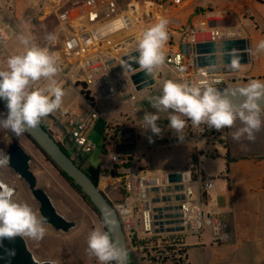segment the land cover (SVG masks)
<instances>
[{
	"label": "built area",
	"instance_id": "2783aa9c",
	"mask_svg": "<svg viewBox=\"0 0 264 264\" xmlns=\"http://www.w3.org/2000/svg\"><path fill=\"white\" fill-rule=\"evenodd\" d=\"M52 9L56 21V40L53 43L58 44L60 72L65 75L67 66L77 65L79 79L75 85L80 86L82 91L88 93L89 87H92L101 99H114L131 110V114H123L121 121L106 124L104 128L101 153L108 158L110 168L96 184L116 213L127 251L143 264H187V236H198L204 227H209L213 239L222 241L226 238L220 221L204 213L199 204V198L212 187L213 181L200 176L191 167L176 172L181 175L180 182L169 183L167 175L171 173L154 174L146 170L139 165L136 150L141 132L153 143L177 145L203 137L210 127L207 124L195 126L185 118L187 126L181 133L183 140L168 127L169 122L157 121L162 130L158 135L144 129L143 119L136 114V91L129 74L121 65L120 58L116 59L110 53L121 43L115 39L116 36L127 31L141 34L146 29L151 11L144 0H124L123 3L119 0H81L68 6L56 2ZM225 16L226 13L221 11L203 12L196 24L181 30L182 43L194 44L198 34L207 41L215 42L240 38L238 31L217 27V22L225 20ZM0 33L4 34L0 36V43H3L7 40L4 28H0ZM191 66H195L194 61L187 62L185 54L177 50L166 55L164 65L154 75H160L161 69H168L177 75L178 80L191 82L206 79L216 81L214 87L227 82L223 73L210 74L204 68L195 67L189 73ZM90 104L89 111L84 115L74 114L65 108L56 111L66 120L71 138L55 139L74 162L76 156L94 150L88 133L99 112ZM40 124L44 127L43 121ZM69 148L73 149L74 156L68 153ZM177 186L182 189L176 190ZM165 188L168 190L162 191ZM179 195L183 198L176 199ZM165 197L169 200L162 201ZM165 207L177 208L178 211H165ZM176 213L180 216L164 218L166 214ZM155 216L161 218L156 219ZM180 227L182 230H179Z\"/></svg>",
	"mask_w": 264,
	"mask_h": 264
},
{
	"label": "rangeland",
	"instance_id": "374dc122",
	"mask_svg": "<svg viewBox=\"0 0 264 264\" xmlns=\"http://www.w3.org/2000/svg\"><path fill=\"white\" fill-rule=\"evenodd\" d=\"M81 0H0V28H4L7 40L21 33H31L35 42L42 47L58 50V44L46 39L48 34H54L56 24L52 7L56 2L66 6L78 3ZM22 27L23 29H18ZM11 30V36L10 32ZM17 43V44H16ZM13 52L22 51L18 39ZM119 48L128 49L121 45ZM2 49V43H0ZM6 65V64H5ZM161 72V71H160ZM162 82L173 79V75L164 69L162 71ZM90 93L95 97L97 105L104 110L119 113H131L130 107L125 104H116L110 100L109 104L100 102L96 97L94 89L89 87ZM162 86L154 87L151 91L146 89L136 91L135 109L138 118L143 119L147 111H153L159 117L167 118L168 113L157 112L150 102L151 97L160 95ZM77 103L86 104L83 99ZM100 117L91 127L88 135L90 144L94 150L91 153H81V157L87 166L105 167L109 165L108 158L101 153L102 135L104 124L102 109H98ZM0 113L1 110H0ZM50 118H43V122L49 127L56 124L61 131L70 139L71 133L66 120L54 112L49 114ZM159 121V120H158ZM168 122V120L163 121ZM205 137V135L203 136ZM145 138L140 139L144 143ZM16 142L29 156V170L35 177L36 187L41 188L51 200L57 213L66 220L74 222V227L66 233L56 232L46 225L47 232L40 240L23 237L28 250L38 261H51L56 264H99L95 256L90 255L87 250V239L90 232L104 225L98 216L92 211L87 202L67 183L63 176L41 155V153L23 136H15L10 130L0 128V150L7 151L10 143ZM193 145L184 143L174 147L155 145L151 147L142 146L139 149L140 164L146 170L166 172L169 169L185 170L191 167L198 168L201 173L213 179V188L206 194H214L208 206L200 200L203 210H213V215L219 217L215 209L224 201L225 189L228 184L226 175V159L215 154L216 146H204L200 139ZM215 151V152H214ZM196 166V167H195ZM0 181L14 188V199L21 203L29 204L38 213V204L29 193L26 184L7 166L0 168ZM234 217V216H233ZM229 219L225 226L227 237L213 245L197 251L187 264H264V216H235ZM207 227L202 232V240L206 241ZM41 243V244H40ZM131 264H143L132 253L128 252Z\"/></svg>",
	"mask_w": 264,
	"mask_h": 264
},
{
	"label": "clouds",
	"instance_id": "9594fccd",
	"mask_svg": "<svg viewBox=\"0 0 264 264\" xmlns=\"http://www.w3.org/2000/svg\"><path fill=\"white\" fill-rule=\"evenodd\" d=\"M168 23L166 18L161 17L137 38L138 55L132 56L131 61L138 64L149 77L165 63L164 48L169 40ZM0 36L4 34L0 33ZM17 39L23 46L22 51L10 55L6 60V67L0 69V100L6 103L7 108L6 113H0V128L10 130L19 137L30 128L38 126L43 118L61 109L66 92L55 79L61 71L59 54L37 44L31 33H21ZM46 39L54 42L56 37L48 34ZM256 52H264V40L257 44ZM215 55L218 64L224 68L240 70L237 50L233 49L229 53L232 59L226 65L221 60L222 52L217 51ZM121 65L124 69L130 67L123 62ZM41 81L46 83L40 87H32ZM213 83L216 81L169 79L164 81L161 94L151 97L150 102L157 112L168 113V127L180 140L184 139L181 133L187 126V120L195 126L207 124L218 131L232 128L239 120L243 126L233 133V139L240 140L246 136L248 140H254L255 133L264 125L261 118L264 106L260 103L264 101V81L252 80L233 92L232 95L242 98L239 104L233 103ZM159 119L157 114L145 113L143 128L160 134L162 130L157 123ZM10 159V154L0 150V168L8 166ZM14 195V188L0 181V243L16 237L42 239L47 232V219L38 215L29 204L16 201ZM110 223L105 219V226ZM87 250L99 264H126V250L112 238L110 230L106 231L102 227L90 232ZM8 251L14 254V250Z\"/></svg>",
	"mask_w": 264,
	"mask_h": 264
},
{
	"label": "crops",
	"instance_id": "0c3cea01",
	"mask_svg": "<svg viewBox=\"0 0 264 264\" xmlns=\"http://www.w3.org/2000/svg\"><path fill=\"white\" fill-rule=\"evenodd\" d=\"M144 1L146 3L147 8L151 11L150 18L146 20V28L156 23L161 17H164L169 21L167 25L169 40L164 48L166 55L171 54L177 50L182 51L183 43L181 41V30L187 25L196 24L200 20L201 14L203 12L207 10L225 12V20L217 22L216 25L218 28H230L235 31H238L239 37L247 40V52L249 62L245 65H241V68L238 71L232 73H223L222 75L227 80V82L223 86L248 84V82L252 80L264 81V52H256L257 44L260 41L264 40V0ZM119 2L123 3L124 0H119ZM18 29L23 28L18 27ZM8 31L10 32L11 30ZM139 35L140 33H133L132 31H127L116 36L115 39L121 42L119 44V47L121 45L126 44L128 46V49L124 50L119 47H113L110 50L111 56L118 59L123 54L136 49L137 38ZM16 41L17 39L12 36L10 40L2 43V49H0V69L6 67V60L10 55L18 53L13 52L11 48L12 45L15 46ZM200 41L207 40L206 38L198 34L197 42ZM49 50L51 52L58 53V50L56 49L50 48ZM185 60L187 62H190V60H193V56L190 54H185ZM163 70L164 69L160 70V75L153 76L155 79V83L152 86L146 88V90L151 91V89L154 87H163V82L161 78ZM166 70L173 75V80H178L177 75L174 72L168 69ZM194 70L195 66H191L189 73L193 72ZM55 79H57L60 86L66 92V95L63 98V104L61 108L68 109L77 115H84L89 111V108L91 106L90 103H92V105L96 109H102V119L104 126L109 123L121 121L123 119V114H126L119 112H110V110H104L102 106L97 105L95 97L91 95L90 90H88V95L92 99V101H87L80 93V91H82L81 87L75 85L79 79V69L75 64L67 66V73L63 75L61 72H59ZM45 83V81H41L38 84L32 85V87H40L43 86ZM94 92L100 102L109 104L110 100L105 101L101 99L95 89ZM81 98L86 104L77 103V101ZM114 102L118 104L116 100H114ZM147 113L156 114L152 110L147 111ZM261 118L262 120H264V114H262ZM166 120L167 118L159 119V121ZM95 121L93 122V124L95 123ZM242 126V123L237 120L232 128H224L219 131L215 128H209L206 129L205 137L197 138V140L193 142L186 141L177 144L181 145L184 143H189L193 145V149L196 150V143L201 139L203 141L204 146H216V149H214L216 151H214L215 154L218 155L219 153L220 157L224 156L226 159H228L225 165L228 180V184L226 186L224 194L225 198L224 201L219 204L217 209H215V212L219 214V217H215L213 215V210H203L200 204V208L203 210L204 213L208 214L209 216H213L214 218L220 221L223 231L225 233V226L227 225V223L229 224V219H232L233 216H264V125H262L261 129L255 133L254 140L250 141L247 139L246 136L241 137L240 140H234L233 133L236 132ZM50 128L52 129V132L57 138L64 140L67 139V135H65V132L59 130L61 129L59 125L56 124L54 127L51 126ZM140 134V139L145 138L146 141L144 143H140L139 140V147L136 150V155L138 159L139 149L142 146H177L162 143H153L146 136V134H143L142 132ZM139 165L142 166L140 164V159ZM109 168L110 166H108L107 168L100 167V169L103 171V174ZM193 169L200 176L206 178V176H204L197 167ZM148 171L154 174H166L181 172L182 170L180 171L175 169H169L166 172L152 170ZM212 188L213 184L210 189ZM213 195L214 194L205 193L201 198H199V202L200 200H203L204 205L208 206ZM202 232H204V229L198 236H187L185 238V255L187 262L191 257L195 255L197 251L205 249L206 247H212L216 243L220 242L213 239L212 231L209 227H207L205 242L202 240Z\"/></svg>",
	"mask_w": 264,
	"mask_h": 264
},
{
	"label": "water",
	"instance_id": "95a60500",
	"mask_svg": "<svg viewBox=\"0 0 264 264\" xmlns=\"http://www.w3.org/2000/svg\"><path fill=\"white\" fill-rule=\"evenodd\" d=\"M237 50V54L240 58L241 65H245L249 62L248 58V44L244 38H235L221 41H200L195 42L192 45L183 44L182 52L184 54H190L193 56L194 65L196 68H204L210 74L218 73H232L236 70L226 69L222 65L218 64L217 51L223 53L222 63L229 64L231 62V55L229 53L232 50ZM138 55L136 49L123 54L120 57V61L130 67H125V71L129 74V80L134 87L135 91H140L152 86L155 83L154 77H149L144 71L139 68V65L131 61L132 56ZM215 65V66H210ZM247 84L230 85V86H217L218 90L222 94L228 95L233 103L239 104L242 102V98L237 95H232L237 89L245 87ZM264 106V101H260ZM0 110L2 113L7 112L6 103L0 100ZM52 121L54 118L47 116ZM31 142L33 146H36L38 151L46 157L50 164L63 173L72 183L79 189L84 195L97 214L100 216L104 225L105 219L111 223L107 226L104 225L106 231L110 230L112 238L118 242V244L124 248L127 252L126 264H128V251L126 247L125 238L120 227V223L116 216V213L105 198V196L98 190L96 185L90 180L87 174L81 169L74 161H72L66 153L61 149L59 143L55 137L44 129L39 124L34 128H30L23 134ZM6 153L10 154V164L7 166L10 168L27 186L32 198L38 204V213L47 219V225H49L54 231L66 233L74 227V222L63 218L51 203V200L47 194L41 189L36 187L35 177L29 170V156L24 150L16 143H10L7 146ZM78 158L81 156L78 155ZM169 183H176L181 181V175L179 173H171L167 175ZM176 190H181V186H177ZM168 188L162 189L167 191ZM182 195L176 197V199H182ZM168 201L169 197L162 198V201ZM165 211L177 210V208L165 207ZM179 213L166 214L164 218L178 217ZM156 219H160L161 216H155ZM169 223V222H168ZM178 230V229H177ZM179 230H182L180 227ZM166 231H172L167 229ZM161 232V230L159 231ZM14 250V254H10L8 250ZM0 264H52L51 261H38L32 253L28 250L23 237H16L13 240L5 239L0 243Z\"/></svg>",
	"mask_w": 264,
	"mask_h": 264
},
{
	"label": "trees",
	"instance_id": "16d2710c",
	"mask_svg": "<svg viewBox=\"0 0 264 264\" xmlns=\"http://www.w3.org/2000/svg\"><path fill=\"white\" fill-rule=\"evenodd\" d=\"M80 93L83 95V97L87 100V101H92V99L89 97L87 92L84 91H80ZM24 136V135H23ZM28 139V138H27ZM36 148V146H34ZM37 149V148H36ZM38 150V149H37ZM42 155V154H41ZM43 156V155H42ZM44 157V156H43ZM48 162L49 160L44 157ZM50 163V162H49ZM57 170V169H56ZM84 172L87 174V176L90 178V180L96 185L97 181L99 179V177L103 174V171L100 169V167H91V166H87L85 169H83ZM58 171V170H57ZM63 178L67 181V183L87 202V204L91 207L92 211L98 216V218L100 219V221L102 222L100 216L97 214V212L94 210V208L91 206V204L88 202L87 198L82 195V193L79 191V189L72 183V181L70 179H68L63 173H61L60 171H58ZM103 224V223H102ZM106 230V229H105ZM128 264H131L129 259H128Z\"/></svg>",
	"mask_w": 264,
	"mask_h": 264
},
{
	"label": "flooded vegetation",
	"instance_id": "af4514ba",
	"mask_svg": "<svg viewBox=\"0 0 264 264\" xmlns=\"http://www.w3.org/2000/svg\"><path fill=\"white\" fill-rule=\"evenodd\" d=\"M44 129L47 130L48 132H50V133L56 138L55 134L52 132V129H51L48 125H46L45 123H44ZM68 153H69L70 155L74 156V155H73V149H72V148H69V149H68ZM75 163H76L79 167H81L82 169H85V168L87 167V165L84 163V160L82 159V157L78 158V157L76 156V157H75Z\"/></svg>",
	"mask_w": 264,
	"mask_h": 264
},
{
	"label": "bare ground",
	"instance_id": "6f19581e",
	"mask_svg": "<svg viewBox=\"0 0 264 264\" xmlns=\"http://www.w3.org/2000/svg\"><path fill=\"white\" fill-rule=\"evenodd\" d=\"M41 244V243H40ZM52 264H56L55 262H52Z\"/></svg>",
	"mask_w": 264,
	"mask_h": 264
}]
</instances>
